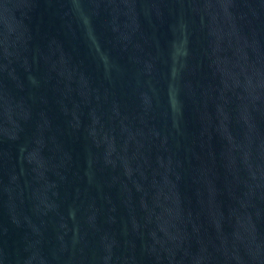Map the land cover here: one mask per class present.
Masks as SVG:
<instances>
[{"label": "water", "instance_id": "water-1", "mask_svg": "<svg viewBox=\"0 0 264 264\" xmlns=\"http://www.w3.org/2000/svg\"><path fill=\"white\" fill-rule=\"evenodd\" d=\"M0 264H264V0H0Z\"/></svg>", "mask_w": 264, "mask_h": 264}]
</instances>
